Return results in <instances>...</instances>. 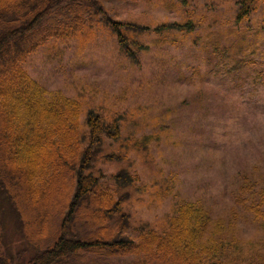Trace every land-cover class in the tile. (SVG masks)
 <instances>
[{
    "label": "rangeland",
    "instance_id": "rangeland-1",
    "mask_svg": "<svg viewBox=\"0 0 264 264\" xmlns=\"http://www.w3.org/2000/svg\"><path fill=\"white\" fill-rule=\"evenodd\" d=\"M96 1L129 28L131 56L93 12L75 36L46 41L23 70L79 102L81 133L88 110L119 126L117 140L103 138L94 171L105 183L121 169L137 176L122 206L129 234L143 223L161 232L176 204L197 202L213 220L232 221L225 237L241 249V264H264V0L240 22L243 0ZM1 215V251L13 264L26 261L32 250L19 224Z\"/></svg>",
    "mask_w": 264,
    "mask_h": 264
},
{
    "label": "trees",
    "instance_id": "trees-1",
    "mask_svg": "<svg viewBox=\"0 0 264 264\" xmlns=\"http://www.w3.org/2000/svg\"><path fill=\"white\" fill-rule=\"evenodd\" d=\"M260 1L243 0L235 21ZM93 12L116 36L120 53L131 56L129 28L107 19L96 0H0V215L13 216L32 250L17 264L87 257L117 264L127 256L134 257L127 264H241V249L225 237L232 221L213 220L197 202L176 204L161 232L143 223L129 234L131 217L122 206L137 176L121 169L105 183L94 171L103 138L117 140L119 126L88 110L81 133L79 102L46 91L23 70L46 41L75 36ZM12 260L0 249V264Z\"/></svg>",
    "mask_w": 264,
    "mask_h": 264
}]
</instances>
